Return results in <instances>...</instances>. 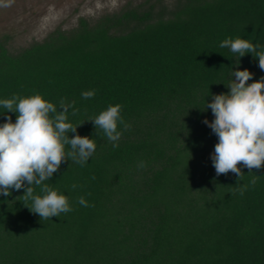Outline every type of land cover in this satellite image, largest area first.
Returning <instances> with one entry per match:
<instances>
[{
  "label": "trees",
  "instance_id": "trees-1",
  "mask_svg": "<svg viewBox=\"0 0 264 264\" xmlns=\"http://www.w3.org/2000/svg\"><path fill=\"white\" fill-rule=\"evenodd\" d=\"M228 38L264 50V0H175L79 19L16 53L0 39V100L38 94L58 111L74 101L69 138L96 144L86 164L67 157L44 181L71 211L41 220L24 189L0 195V264H264V167L217 176L218 138L203 123L238 63L254 74L249 84L264 78L252 54L219 46ZM117 104L129 128L118 123L113 147L90 120ZM6 115L15 123L0 106V125Z\"/></svg>",
  "mask_w": 264,
  "mask_h": 264
},
{
  "label": "clouds",
  "instance_id": "clouds-1",
  "mask_svg": "<svg viewBox=\"0 0 264 264\" xmlns=\"http://www.w3.org/2000/svg\"><path fill=\"white\" fill-rule=\"evenodd\" d=\"M12 0L4 3L0 0V8L10 6ZM221 48H229L239 57L252 54L258 59L259 68L264 71V50L257 51L261 46L243 38H228L223 40ZM232 71V79L226 88V94L212 96V102L206 103V109H211L214 120L203 121L218 138L211 155L212 166L216 175L233 173L242 175L241 165L249 169L264 167V78L248 83L253 79L249 70ZM234 77V79H233ZM94 91L81 93L83 99H91ZM0 106L7 113H15V123L12 117L6 115V122L0 125V195L11 196L12 190L24 189L25 200H31L30 212L38 215L41 220L59 217L72 209L68 198L58 194L44 183L56 173L67 157L81 166L86 164L96 150L95 142L89 137L76 134L69 138V133H77V128L67 122L69 109L71 115L78 114L75 102L68 103L65 99L59 101V109L46 101L41 95L0 100ZM121 105L109 106L98 116L92 118L96 129L102 130L113 147H118L122 132L118 131V123L124 124L120 116ZM82 123L80 126H82ZM79 126V127H80ZM129 125L124 124L128 130ZM65 145H70L66 154ZM141 168L144 164L139 165ZM95 179V177H93ZM251 183L254 185L256 180ZM33 185L40 187L43 196L34 195ZM77 185L73 184L75 190ZM243 195V192L240 193ZM78 203L89 207L83 197Z\"/></svg>",
  "mask_w": 264,
  "mask_h": 264
},
{
  "label": "rangeland",
  "instance_id": "rangeland-1",
  "mask_svg": "<svg viewBox=\"0 0 264 264\" xmlns=\"http://www.w3.org/2000/svg\"><path fill=\"white\" fill-rule=\"evenodd\" d=\"M8 0H4L7 3ZM175 0H12L0 8V39L16 53L54 30L70 31L79 19L94 22L121 11L170 10Z\"/></svg>",
  "mask_w": 264,
  "mask_h": 264
}]
</instances>
